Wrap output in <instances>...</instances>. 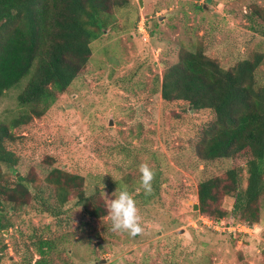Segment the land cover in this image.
<instances>
[{"label": "rangeland", "instance_id": "rangeland-1", "mask_svg": "<svg viewBox=\"0 0 264 264\" xmlns=\"http://www.w3.org/2000/svg\"><path fill=\"white\" fill-rule=\"evenodd\" d=\"M114 24L43 117L18 122L26 111L18 95L29 77L0 98V122L15 134L6 145L18 157L16 166L1 164V174L11 183L26 177L30 190L15 224L0 232L2 264L35 263L41 238L53 242L50 264H264V195L260 220L246 235L208 227L202 216H213L195 208L200 182L225 177L232 167L244 169L246 186V158L203 160L185 142L190 127L173 130L163 118L161 99L165 69L183 50L197 48L225 68L263 55L255 77L264 86V0H128L116 10ZM142 164L154 173L163 166L162 189L149 203L134 198L142 233L113 232L109 200L119 186L140 192ZM56 167L83 177L86 197L97 196L107 214L91 217L77 195L58 206L55 186L47 181ZM41 194L47 205L37 199ZM234 202L224 196L219 203L230 224L239 222Z\"/></svg>", "mask_w": 264, "mask_h": 264}, {"label": "trees", "instance_id": "trees-1", "mask_svg": "<svg viewBox=\"0 0 264 264\" xmlns=\"http://www.w3.org/2000/svg\"><path fill=\"white\" fill-rule=\"evenodd\" d=\"M127 4L128 0H0V98L29 77L18 95V102L26 106L18 122L33 115L43 117L56 94L69 89L90 61L93 43L107 29L116 28V10ZM262 60L263 55L257 54L225 68L202 48L183 50L179 61L167 67L162 76L163 118L168 117L173 130L190 127L185 132L189 147L207 162L246 158V186L244 169L238 166L228 169L225 177L200 182V211L215 219L224 218L226 213L219 206L223 197L234 196L232 214L236 219L249 224L260 220L259 200L264 195V86L257 84L255 73ZM193 110L207 117H196ZM14 137L10 127L0 122V168L1 164H18L15 152L6 145ZM159 168L150 194L142 188L137 192L130 185L128 190L134 198L145 203L155 201L165 181L163 166ZM26 181V177H19L11 183L0 170L2 233L15 224L18 208L27 202L30 190ZM47 181L55 186L58 206L77 195L86 203L85 210L91 217L107 214V208L97 203V196L86 197L80 175L56 167ZM37 199L43 205L49 202L42 194ZM50 206L44 210L49 211ZM37 242L39 258L26 264H50L53 242L44 238ZM5 248L0 238V264Z\"/></svg>", "mask_w": 264, "mask_h": 264}, {"label": "clouds", "instance_id": "clouds-1", "mask_svg": "<svg viewBox=\"0 0 264 264\" xmlns=\"http://www.w3.org/2000/svg\"><path fill=\"white\" fill-rule=\"evenodd\" d=\"M139 171L141 173L140 187L145 194H150L155 173L148 164H142ZM112 195L115 198L109 200L111 230L113 232L127 231L130 236L142 233L143 227L139 222L140 216L137 201L132 193L126 186H119Z\"/></svg>", "mask_w": 264, "mask_h": 264}, {"label": "built area", "instance_id": "built-area-1", "mask_svg": "<svg viewBox=\"0 0 264 264\" xmlns=\"http://www.w3.org/2000/svg\"><path fill=\"white\" fill-rule=\"evenodd\" d=\"M143 26H144V24L139 25V28L141 31L144 30ZM202 221L204 222L205 225L213 228L216 231L220 230L221 225H224L228 229L232 227V228L236 229L235 232H233V234L236 233L237 235H246V234H249L250 231L252 230V226L249 223L243 222V221H239L236 224H230L224 218L215 219L213 217L206 216V215L202 216ZM223 232H227V231L224 230Z\"/></svg>", "mask_w": 264, "mask_h": 264}, {"label": "water", "instance_id": "water-1", "mask_svg": "<svg viewBox=\"0 0 264 264\" xmlns=\"http://www.w3.org/2000/svg\"><path fill=\"white\" fill-rule=\"evenodd\" d=\"M199 205H196L195 208L197 209Z\"/></svg>", "mask_w": 264, "mask_h": 264}]
</instances>
